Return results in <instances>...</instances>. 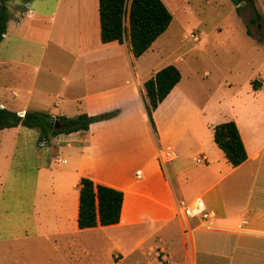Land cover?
Instances as JSON below:
<instances>
[{
    "label": "crops",
    "instance_id": "obj_1",
    "mask_svg": "<svg viewBox=\"0 0 264 264\" xmlns=\"http://www.w3.org/2000/svg\"><path fill=\"white\" fill-rule=\"evenodd\" d=\"M37 2L11 6L3 38L25 21L26 33L38 27L41 35L31 40L67 46L81 69L72 74L68 94L55 108L75 104V116L119 112L91 124L86 132L40 142V147L51 139L71 147L65 172L71 182L61 184L65 190L54 183L48 197L42 196L38 180L29 197L0 195V264H43L52 259L75 264L81 257L83 264H264L262 86L254 82L250 93L260 96L256 111L249 104L220 118L208 114L206 103L196 100L191 80L183 79L177 60L163 55L168 28L134 58L127 39L122 44L100 42L97 0H76L74 5L72 0H55L46 11H40ZM45 21L42 29L39 24ZM168 65L178 69L180 80L152 113L154 135L143 108V84ZM0 108L18 116L45 111L53 118L66 117L41 108L14 110L2 102ZM227 121L235 123L246 152L237 167L226 162L213 142L212 128ZM159 150L171 151L174 158L160 164ZM82 177L122 192L117 224L78 229ZM196 197L214 217L201 221L182 215L181 207Z\"/></svg>",
    "mask_w": 264,
    "mask_h": 264
},
{
    "label": "rangeland",
    "instance_id": "obj_2",
    "mask_svg": "<svg viewBox=\"0 0 264 264\" xmlns=\"http://www.w3.org/2000/svg\"><path fill=\"white\" fill-rule=\"evenodd\" d=\"M37 1L40 11L55 3ZM161 1L172 17L161 47L163 55L170 54L166 60L171 62L177 60L183 79L191 80L196 100L206 103L208 114L220 118L249 104L256 111L260 96L251 97L254 82L262 86L264 102V0ZM75 2L72 0L73 5ZM21 4V0L11 1L9 14L12 5ZM26 23L23 21L16 31L9 29L0 42V102L14 110L41 108L73 118L75 104L55 105L66 98L67 85L81 65L66 45L31 40L41 35L38 27L26 33ZM47 23L39 25L43 29ZM190 35L199 40L193 41ZM60 139L64 141V137ZM40 142L36 131L21 127L0 131V195L29 197L38 180L43 185L42 196L48 197L54 183L71 182L65 173L72 159L71 147L52 139L40 147ZM47 165L48 170L41 169ZM82 261L83 257L76 259L75 264Z\"/></svg>",
    "mask_w": 264,
    "mask_h": 264
},
{
    "label": "trees",
    "instance_id": "obj_3",
    "mask_svg": "<svg viewBox=\"0 0 264 264\" xmlns=\"http://www.w3.org/2000/svg\"><path fill=\"white\" fill-rule=\"evenodd\" d=\"M11 1L13 0H0V42L10 19L8 3ZM30 1L32 0H21L22 3ZM234 1L238 3L239 0ZM97 4L100 42L122 44L127 39L134 58L140 57L147 51L166 31L172 20L171 14L161 0H97ZM236 9L239 11L238 7ZM179 80L178 69L168 65L143 84L145 92L143 108L154 135L156 130L152 113ZM118 112L113 110L94 116L79 114L73 118L63 116L53 118L45 111H26L23 116H18L15 112L0 108V131L21 126L36 130L42 142L60 134L86 132L91 124L112 119L118 115ZM55 121L60 124L59 129L54 128ZM212 132L213 142L223 153L228 164L237 167L245 161L246 152L233 121L215 125ZM122 201L121 191L94 184L88 178H80L76 220L78 229L117 224Z\"/></svg>",
    "mask_w": 264,
    "mask_h": 264
},
{
    "label": "built area",
    "instance_id": "obj_4",
    "mask_svg": "<svg viewBox=\"0 0 264 264\" xmlns=\"http://www.w3.org/2000/svg\"><path fill=\"white\" fill-rule=\"evenodd\" d=\"M191 37L196 40L195 37ZM157 157L160 164H165L174 158L173 153L169 150H159ZM197 162L199 163L200 161L198 160ZM181 213L187 218H198L201 221L214 217L212 212L207 211L200 197H196L190 205L182 206Z\"/></svg>",
    "mask_w": 264,
    "mask_h": 264
},
{
    "label": "water",
    "instance_id": "obj_5",
    "mask_svg": "<svg viewBox=\"0 0 264 264\" xmlns=\"http://www.w3.org/2000/svg\"><path fill=\"white\" fill-rule=\"evenodd\" d=\"M54 128L55 129H59L60 128V126L58 125V122L57 121L54 122Z\"/></svg>",
    "mask_w": 264,
    "mask_h": 264
}]
</instances>
